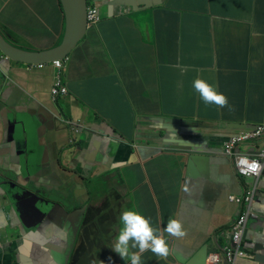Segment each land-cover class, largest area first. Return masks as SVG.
Listing matches in <instances>:
<instances>
[{
  "label": "crops",
  "instance_id": "0c3cea01",
  "mask_svg": "<svg viewBox=\"0 0 264 264\" xmlns=\"http://www.w3.org/2000/svg\"><path fill=\"white\" fill-rule=\"evenodd\" d=\"M2 1L0 32L32 52L59 45V0ZM89 1L101 21L64 62L59 80L67 96L51 98L58 77L52 65L28 67L0 54V174L9 183L0 189V264H73L79 249L87 250L83 227L100 200L95 222L118 212L115 232L123 210L161 231L169 218L182 222L183 239L165 233L167 260L147 252L142 264H207L221 249L216 237L239 218L230 198L246 189L223 146L264 125V0ZM196 78L227 96L233 110L206 106L192 88ZM75 124L83 133L74 143ZM237 149L257 155L264 142ZM33 185L38 196L27 189ZM18 187L37 197L30 200L35 208L34 200L45 199L42 215L34 212L36 227L22 223L5 194ZM254 200L247 241L258 251L241 264H264V173ZM50 221L65 236L50 240ZM91 250L90 259L101 251Z\"/></svg>",
  "mask_w": 264,
  "mask_h": 264
},
{
  "label": "clouds",
  "instance_id": "9594fccd",
  "mask_svg": "<svg viewBox=\"0 0 264 264\" xmlns=\"http://www.w3.org/2000/svg\"><path fill=\"white\" fill-rule=\"evenodd\" d=\"M192 88L199 95L200 99L203 101V103L206 106L214 105L221 109L229 108L230 111L233 110L229 106V101L227 96L218 92L215 89V87L210 83H208L207 81L200 78H196L192 82ZM237 166L241 167L242 171L256 172V173H258V170L261 168V165L259 163H257L256 161L249 162L248 158L242 155L238 156ZM238 177L240 178L239 175ZM185 191H187V188H185ZM229 201L232 204H235L240 209V216L235 222L233 229L227 232L231 234L230 239H228L226 236H222L221 234H219L216 237L217 243L221 244L220 247L221 249L220 251L214 254H221L224 247L233 244L232 242L233 230L237 225L238 221L240 220V218L242 217L243 213L246 211V209H248V207L246 208L244 204L239 205L236 202H233L232 200ZM254 203L255 200H253L251 204L250 214H252V216H250L248 221V226L244 236V241L245 243H251L255 246V243L248 242L245 239L247 232L249 230L250 222L254 218L253 217ZM118 219L121 227L119 228L118 235L113 240L112 251L116 255H118L121 260L130 261V264H142V254L147 252H151L157 258V260H167V258L170 255L171 248L169 246L167 239L165 238V233L169 237L175 239H183L187 235V232L184 230V226L182 222L178 219L169 218L166 227H164L162 231L158 228H154L149 218L143 216L142 214L134 210H123L120 213ZM250 253L253 256L252 260H254V250L253 252ZM210 256H208L207 258V264H210L209 262ZM245 261H249V260H245Z\"/></svg>",
  "mask_w": 264,
  "mask_h": 264
},
{
  "label": "water",
  "instance_id": "95a60500",
  "mask_svg": "<svg viewBox=\"0 0 264 264\" xmlns=\"http://www.w3.org/2000/svg\"><path fill=\"white\" fill-rule=\"evenodd\" d=\"M59 2L61 4V8L64 14L65 30L63 33V39L61 40L58 46H56L54 49L47 51L30 52L13 46L6 40L4 35L0 32V54L2 58L7 59L10 62L18 63L28 67L51 65L56 61L66 60L68 56L76 49L79 43L83 40L88 29L87 0H59ZM0 82V89H2L4 87V78H0ZM2 122L5 125L4 118H2ZM15 124L16 122L11 125L12 133L15 130ZM26 125L29 126V123H26ZM75 125L76 126H72V131H70L71 129L69 128V126H67L70 131V134L73 135L74 143L75 138H77V135H81V132L83 133V130H81V126H79V124ZM104 127L107 131V134L109 135V130L106 126ZM11 142H14L13 137L11 139ZM16 146H18L17 142ZM222 153L223 156L229 158L230 160L232 159L231 156L225 155L224 146ZM236 153H238V149L236 150ZM8 184L9 183L6 176L0 174V189H6ZM5 194L11 201L13 205L12 207L15 210L17 216L22 221V223L26 227H30V224L28 223V217L31 213H34L36 211L35 203H32L30 200L37 199V197L23 187L13 188L12 191L8 190L7 193L5 192ZM108 202L112 203L113 200H109ZM222 236H226L228 239L231 238V234L227 232H225V234H223ZM245 239L248 240V232ZM257 251L258 245L255 243L254 255Z\"/></svg>",
  "mask_w": 264,
  "mask_h": 264
},
{
  "label": "built area",
  "instance_id": "2783aa9c",
  "mask_svg": "<svg viewBox=\"0 0 264 264\" xmlns=\"http://www.w3.org/2000/svg\"><path fill=\"white\" fill-rule=\"evenodd\" d=\"M101 21L98 8L92 2L87 0V26H96ZM65 61H56L51 65L58 70V77L55 80L54 85L50 90V95L53 101H56L59 97H65L68 95V90L62 86L59 77L64 67ZM46 65L38 66L43 68ZM264 142V125L256 127L254 130L242 132L239 135L228 139L224 145L225 155L231 156L234 162V168L236 173L246 183V189L242 196L231 197L230 200L236 202L239 205H245L246 211L238 221L233 230L232 242L230 246L224 247L221 254H212L209 258L210 264H240V261L252 260L253 256L250 252H253L255 246L251 243H245L244 236L247 230L248 221L250 216V208L255 195L259 189L260 179L264 171V151L260 154L249 155L236 153L239 146L250 142ZM246 156L249 162L256 161L261 165V168L256 172L242 171L241 167H238V156ZM248 210V211H247Z\"/></svg>",
  "mask_w": 264,
  "mask_h": 264
},
{
  "label": "flooded vegetation",
  "instance_id": "af4514ba",
  "mask_svg": "<svg viewBox=\"0 0 264 264\" xmlns=\"http://www.w3.org/2000/svg\"><path fill=\"white\" fill-rule=\"evenodd\" d=\"M35 185L27 188L28 190L34 192L38 196V190H35ZM82 200V199H81ZM36 204L37 214L38 216L42 215V203L44 200H34ZM83 206V205H81ZM105 206L104 200H100L92 206V209H89V213H87L86 223L83 227V237L81 241V245L83 244L87 250L79 249L78 254L73 259V264H81L87 261L89 264H100L103 262L105 264V260H108L112 257L111 264H118L120 258L113 257L115 256L112 252L113 240L118 235V232H115V217L118 212L115 213L110 219L107 218H97L95 222V217L100 213V211ZM117 211L120 209V202L117 203ZM82 210V207H77V211ZM15 211V210H14ZM16 213V212H15ZM30 225L32 227H36L38 224V220L35 217L34 213L30 214ZM45 218L42 219V221ZM46 220V219H45ZM45 220L42 223H45ZM55 222H47L46 223V235L50 240H54L56 236H65V234H55L53 231ZM82 232V231H81ZM80 237V234H79ZM50 244H56V242H50ZM100 248L101 251L98 253L97 258L91 257L90 259V250ZM91 250V251H92ZM85 252V253H84ZM84 253V254H83ZM90 259V260H88Z\"/></svg>",
  "mask_w": 264,
  "mask_h": 264
},
{
  "label": "rangeland",
  "instance_id": "374dc122",
  "mask_svg": "<svg viewBox=\"0 0 264 264\" xmlns=\"http://www.w3.org/2000/svg\"><path fill=\"white\" fill-rule=\"evenodd\" d=\"M2 2H5V0H3ZM21 8V7H20ZM0 11L2 12L3 11V9H1V7H0ZM1 18L2 19H4V20H6L5 18H3L2 16H1ZM7 21V20H6ZM1 33L4 35V37L6 38V40L8 41V42H10V44H12L13 46L14 45H17V42L13 39V37H12V35L10 34V32H2L1 31ZM17 47L18 48H21V49H24V50H35L34 48H30V47H26V46H24V45H17ZM30 52H32V51H30ZM29 144H31V141L29 140ZM38 145L39 144H37L36 145V143H35V141H34V149H37L38 148ZM242 263V261H240V264ZM248 262H246L245 264H247Z\"/></svg>",
  "mask_w": 264,
  "mask_h": 264
}]
</instances>
